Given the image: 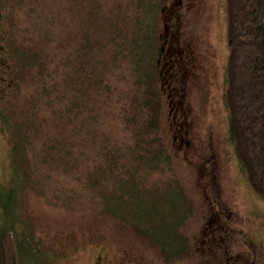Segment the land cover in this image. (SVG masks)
<instances>
[{"label":"rangeland","instance_id":"374dc122","mask_svg":"<svg viewBox=\"0 0 264 264\" xmlns=\"http://www.w3.org/2000/svg\"><path fill=\"white\" fill-rule=\"evenodd\" d=\"M140 1L0 5V186L16 191L15 230L32 240L29 264H264V199L248 187L228 141L225 0H152L160 7L156 46L172 35L175 42L156 57L158 72H166L165 81L156 77L159 133L172 165L149 181L184 190L190 212L179 234L187 248L166 261L132 225L102 213L85 186L101 164L99 150L131 143L124 115H135L141 127L151 114L141 104L154 100L133 86L129 60L113 58L108 29L121 26L125 41ZM173 61L180 98L166 76ZM94 77L101 88L92 85ZM86 132L95 134L94 144L83 141ZM10 134L16 138L11 144ZM14 144L22 157L10 188Z\"/></svg>","mask_w":264,"mask_h":264},{"label":"trees","instance_id":"16d2710c","mask_svg":"<svg viewBox=\"0 0 264 264\" xmlns=\"http://www.w3.org/2000/svg\"><path fill=\"white\" fill-rule=\"evenodd\" d=\"M135 11L131 35L122 41L125 32L114 22L108 28L109 39L115 43L113 58L129 60L133 86L137 90L144 88L154 100L146 99L141 104L151 114L141 127L134 125L135 115H124V132L131 143L99 150L101 164L87 175L85 186L95 192L102 213L132 225L157 246L166 261H171L187 248L188 241L180 236L179 229L189 215V200L179 184L158 185L150 183L149 177L170 171L172 165L159 133L161 92L156 86V77L163 82L166 72L163 68L158 72L156 57L161 56L166 44L172 47L174 44L165 39L159 48L156 46L161 38L156 34L160 7L155 1L141 0L135 5ZM222 14L228 50L223 91L228 141L248 187L264 199V0H225ZM1 16L0 9V20ZM84 49L87 52L91 49L88 35ZM162 59L166 62L163 67H167L165 57ZM93 81L92 85L102 87L95 77ZM6 123L9 125L8 122L3 125ZM15 140V135L10 134V144ZM84 140L94 144L95 134L86 132ZM54 147L59 155L62 149L58 145ZM20 152L12 145L14 167L10 188L15 187ZM15 197L14 189L4 191L0 186V264H29L33 260L29 249L32 240L15 230Z\"/></svg>","mask_w":264,"mask_h":264},{"label":"flooded vegetation","instance_id":"af4514ba","mask_svg":"<svg viewBox=\"0 0 264 264\" xmlns=\"http://www.w3.org/2000/svg\"><path fill=\"white\" fill-rule=\"evenodd\" d=\"M174 38V35L171 36V43L174 44L175 42V39ZM174 65L171 66V68L169 67V74H168V78H169V81H171V83L173 84V87L171 88V92L173 93V95H175L176 97H181L182 95V90L179 88L180 86H178V83H177V75H176V64L175 62L173 61ZM175 85V86H174ZM170 96V95H169ZM168 96V97H169ZM176 102V101H175ZM179 102H176V109H175V113L176 111L179 109L178 105ZM169 107L171 108L172 110V113H174V102H170V105ZM216 218H212V222L215 221ZM99 260V259H97Z\"/></svg>","mask_w":264,"mask_h":264}]
</instances>
